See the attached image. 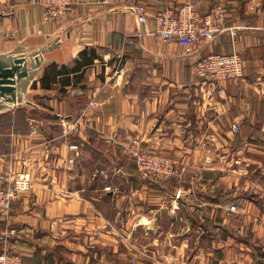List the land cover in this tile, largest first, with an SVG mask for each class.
I'll return each instance as SVG.
<instances>
[{
    "label": "crops",
    "instance_id": "1",
    "mask_svg": "<svg viewBox=\"0 0 264 264\" xmlns=\"http://www.w3.org/2000/svg\"><path fill=\"white\" fill-rule=\"evenodd\" d=\"M48 1L0 0V14L8 15L0 17L2 51L66 26L70 53L64 65H49L34 82L40 108L0 116V187L8 163L30 181L9 211L22 260L223 264L235 247L260 241L264 0H77L63 18L46 19ZM184 3L196 4L202 15L222 5L224 26L235 35L223 31L190 55L177 40L149 35L153 15ZM136 7H143L146 23L138 22ZM233 52L244 63L239 82L214 86L194 74L195 60ZM44 75L54 79L43 82L49 89L41 87ZM134 149L169 153L178 178L163 185L143 181L130 156ZM242 175L245 191L238 193L234 181ZM181 192L188 226L202 228L197 248L187 252L183 238L181 247L161 253L153 233L160 215L169 214L168 197ZM177 206L174 201L170 212ZM4 226L0 218V231ZM138 229L150 236V251L130 240Z\"/></svg>",
    "mask_w": 264,
    "mask_h": 264
},
{
    "label": "built area",
    "instance_id": "2",
    "mask_svg": "<svg viewBox=\"0 0 264 264\" xmlns=\"http://www.w3.org/2000/svg\"><path fill=\"white\" fill-rule=\"evenodd\" d=\"M108 3L109 0H102ZM77 4V0H49L45 5L46 19H61L68 14L71 7ZM138 22H147L143 7H136ZM152 30L149 35L160 38L163 41L177 40L187 55L193 53L199 45L211 42L223 31L235 35L234 28H226L225 10L222 5H214L206 14H200L197 5L194 3H184L174 10L158 12L151 17ZM194 74L204 83L214 86L224 82H239L244 76V63L240 54H210L195 60L193 63ZM218 93H221L219 90ZM231 131L236 133L239 127L231 125ZM77 149L75 146H70ZM135 164L136 172L145 182L162 185L165 182L177 177L175 162L151 149H134L130 153ZM4 184L0 187V218L5 222V226L0 231V264H26L20 254L16 251V246L12 239L18 236L19 231L10 225V207L14 199L30 187L28 176L17 174L13 171L11 163L7 165ZM109 188H105L108 191ZM231 211L236 210V206L231 205Z\"/></svg>",
    "mask_w": 264,
    "mask_h": 264
},
{
    "label": "water",
    "instance_id": "3",
    "mask_svg": "<svg viewBox=\"0 0 264 264\" xmlns=\"http://www.w3.org/2000/svg\"><path fill=\"white\" fill-rule=\"evenodd\" d=\"M65 27L50 36L27 37L10 51H2L0 46V115L19 109L29 113L40 108L34 101L32 85L41 77L44 68L51 64L62 66L69 59L62 35ZM66 37L69 38L68 34Z\"/></svg>",
    "mask_w": 264,
    "mask_h": 264
},
{
    "label": "rangeland",
    "instance_id": "4",
    "mask_svg": "<svg viewBox=\"0 0 264 264\" xmlns=\"http://www.w3.org/2000/svg\"><path fill=\"white\" fill-rule=\"evenodd\" d=\"M156 151V150H155ZM159 152V151H156ZM160 153V152H159ZM162 154V153H161ZM164 154V153H163ZM165 155L171 158L173 161V157L169 153H165ZM175 162V161H174ZM176 164V163H175ZM177 175L179 174L178 167L176 165ZM178 178L175 177V179ZM246 178L244 175L237 176L235 178V184L237 192L240 193L244 190ZM174 179V178H173ZM171 179V180H173ZM169 181L165 182L168 184ZM163 185V184H162ZM182 192L179 194H174L172 197H168V208L169 214H161L160 218H158L159 231L154 232L153 236L159 237L160 240L158 246L155 249H159V252L164 253L167 250L175 247H181L178 243L183 241V238H188L189 244L186 245L187 252H194L197 248V236L200 234V229L198 226H194V223L190 222V227L186 222L190 217L187 212L186 202L182 201ZM227 196V195H226ZM174 201H177L178 210L174 213H171L172 204ZM191 221V220H190ZM264 229V228H263ZM261 232V231H260ZM130 235V240L135 242L136 248L141 251H150V236L148 234H144V231L138 229L133 231ZM264 236V234H263ZM261 236L260 241H255L251 245V243H245L246 245L235 247L234 250L230 253L229 257L223 262V264H264V237ZM167 240H171L169 244ZM177 243V244H175ZM156 244H154L155 246ZM189 254V253H187ZM201 264H206V260H202Z\"/></svg>",
    "mask_w": 264,
    "mask_h": 264
},
{
    "label": "trees",
    "instance_id": "5",
    "mask_svg": "<svg viewBox=\"0 0 264 264\" xmlns=\"http://www.w3.org/2000/svg\"><path fill=\"white\" fill-rule=\"evenodd\" d=\"M52 80H54V79H52V78H47V75H44L43 77H42V80H41V82H42V84H41V87H42V89H49L50 88V85H48V83L47 84H45V83H43V82H49L50 83V81H52ZM36 86H35V83L32 85V90H34V88H35ZM19 110H25V109H19ZM18 110V111H19ZM9 113V112H8ZM6 114V113H5ZM0 116H2V115H0Z\"/></svg>",
    "mask_w": 264,
    "mask_h": 264
}]
</instances>
